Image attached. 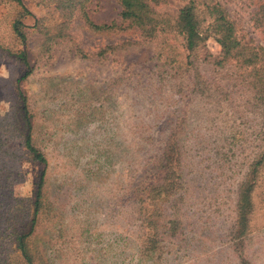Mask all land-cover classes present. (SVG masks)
I'll list each match as a JSON object with an SVG mask.
<instances>
[{"label":"rangeland","instance_id":"374dc122","mask_svg":"<svg viewBox=\"0 0 264 264\" xmlns=\"http://www.w3.org/2000/svg\"><path fill=\"white\" fill-rule=\"evenodd\" d=\"M46 1L22 0L25 14L0 0V264H29L18 245L28 232L31 264H264L260 63L225 57L206 19L189 51L175 30L154 38L129 26L117 0L86 3L110 28ZM208 1L264 54V0ZM187 2L154 7L173 23ZM22 96L45 164L24 146Z\"/></svg>","mask_w":264,"mask_h":264},{"label":"trees","instance_id":"16d2710c","mask_svg":"<svg viewBox=\"0 0 264 264\" xmlns=\"http://www.w3.org/2000/svg\"><path fill=\"white\" fill-rule=\"evenodd\" d=\"M23 9L25 14H30L27 8L24 6L22 0H15ZM89 0H47L46 2L52 3L57 13L60 12L63 16L71 15L75 10H78L84 18L85 23L92 25L94 28H110V25H96L93 24L88 12L86 11V3ZM120 7V17L122 20L127 21L129 26H134L145 33L146 37H159L163 33L171 32L175 30L178 34L182 36L185 47L189 51H193L202 40L201 26L203 21L208 20L209 24L206 28L212 31L216 35V40L221 46V50L225 57H238L245 60L246 63H260L259 68L256 71L264 70V54L259 53L253 48H248L240 43V41L234 35V28L232 22L227 17L225 11L218 4H210L208 0H188L184 4L171 23L170 17L163 15L155 9V5L164 2V0H117ZM198 1V2H197ZM197 2V3H196ZM203 3V4H202ZM201 5V6H200ZM200 15H202L200 17ZM23 24L20 19H15L13 21V30L23 42L26 39L25 31L22 29ZM162 37L158 40L157 49H159V54L164 50ZM19 58L26 60L25 52L20 51L18 53ZM259 61V62H258ZM28 72L25 73V76ZM264 95V89L259 91ZM23 99V111L25 113L24 119L26 124V134L24 139V146L33 155V158L45 164L46 158L41 151H39L34 144V138L32 136L33 121L32 116L26 106V99ZM171 141H173L171 139ZM173 145L169 144V147L165 154V160L169 159L173 153ZM45 183V170L42 169L38 175V180L36 182L35 188V199L33 202V213L36 215L39 210L40 198L42 195L43 186ZM250 184L243 183L240 187V197L238 203V214L242 220L241 225H245L247 219L246 215L249 213V191ZM33 215V216H34ZM244 221V222H243ZM34 222V217L32 223ZM30 232L22 235L18 239V245L23 256L27 259L28 263L31 264V259L27 254L25 247V238Z\"/></svg>","mask_w":264,"mask_h":264}]
</instances>
